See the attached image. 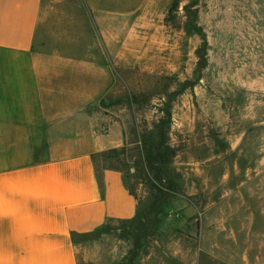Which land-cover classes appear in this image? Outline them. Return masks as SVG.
<instances>
[{"label": "rangeland", "instance_id": "rangeland-1", "mask_svg": "<svg viewBox=\"0 0 264 264\" xmlns=\"http://www.w3.org/2000/svg\"><path fill=\"white\" fill-rule=\"evenodd\" d=\"M44 19L57 55L109 67L85 109L139 205L77 240L81 264H264V0H146L118 58L85 0H44ZM65 72L57 93L83 90Z\"/></svg>", "mask_w": 264, "mask_h": 264}, {"label": "crops", "instance_id": "crops-1", "mask_svg": "<svg viewBox=\"0 0 264 264\" xmlns=\"http://www.w3.org/2000/svg\"><path fill=\"white\" fill-rule=\"evenodd\" d=\"M145 1L85 0L116 58ZM45 26L44 0H0V264H81L79 238L139 214L123 173L101 165L115 146L85 109L109 67L57 55ZM72 70L83 90L57 93Z\"/></svg>", "mask_w": 264, "mask_h": 264}, {"label": "trees", "instance_id": "trees-1", "mask_svg": "<svg viewBox=\"0 0 264 264\" xmlns=\"http://www.w3.org/2000/svg\"><path fill=\"white\" fill-rule=\"evenodd\" d=\"M199 31L201 32L200 29H199ZM201 53H202V51H201ZM160 148H161V144H159V145L157 144V145L155 146L156 155H155L154 158H153V160H154V162H155V164H156V167H157V168H156L157 171H160V170H159V169H160V168H159V165L162 163V162H161V159H160V152H159ZM156 180H157V182H159L160 184H162V180H161L160 175H158V176L156 177ZM169 187H170V189H174L173 183L170 182ZM160 192L162 193L161 190H160ZM161 200H162V198L159 199V200H157L156 203H155V205H154V206L152 207V209L150 210V212L148 211V212L145 213V215H144V220L147 221V222H145V223L143 222L142 225H141L140 227H138L137 232L143 231V229H145L146 226H147L148 224H149V225L151 224V223L148 222V221L151 220V218H150V216H151L150 213L159 207V205L161 204ZM137 216H138V215H137ZM146 236H147V235L145 234L144 237H146ZM142 239H143V237L140 236V240H142Z\"/></svg>", "mask_w": 264, "mask_h": 264}]
</instances>
